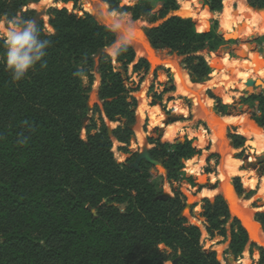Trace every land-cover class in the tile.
Wrapping results in <instances>:
<instances>
[{
	"label": "trees",
	"instance_id": "obj_1",
	"mask_svg": "<svg viewBox=\"0 0 264 264\" xmlns=\"http://www.w3.org/2000/svg\"><path fill=\"white\" fill-rule=\"evenodd\" d=\"M36 1L0 0V19L32 18L52 40L44 57L47 67L38 63L19 82L11 81L0 59V264H164L175 258L176 264H220L216 252L202 245L198 227L182 215L180 193L162 197L165 179L191 180L183 168L199 153L194 139L184 136L170 143L159 136L147 137L148 154L160 162L166 175L145 160L138 162L137 169L130 166L138 153L129 149L137 89L127 86L126 74L130 65L132 73H146L148 61L137 58L132 46L115 59L102 51L113 33L88 12L78 15L65 7H50L46 14L51 30H46L36 10L26 7ZM55 1H73L74 7L79 2ZM202 1L211 12L222 9V0ZM109 2L144 22L142 32L154 49L176 53L182 69L197 82L208 79L212 70L202 53L215 52L224 42L215 25L201 31L191 17L167 16L178 9L176 0ZM246 2L252 9L264 10V0ZM256 11L264 19V13ZM245 23L264 31L259 18ZM2 53L0 48V57ZM95 63L102 104L93 106L96 118L91 116L84 126L83 139L80 131ZM160 85L151 104L175 90L169 75ZM208 95L215 100L214 110L224 115L227 106ZM242 100L255 103L251 122L264 135V88ZM107 122L118 124L109 130ZM228 138L234 148L246 141L236 132ZM113 140L120 144L119 151L130 154L123 162L114 158ZM232 185L238 199L252 196L237 176L232 177ZM201 201L207 232L225 236L230 219L225 200L215 195ZM255 218L264 231V210L257 211ZM247 245L246 230L232 218L229 253L238 258ZM252 248L259 252L257 264H264V249L255 243L249 245Z\"/></svg>",
	"mask_w": 264,
	"mask_h": 264
},
{
	"label": "rangeland",
	"instance_id": "obj_2",
	"mask_svg": "<svg viewBox=\"0 0 264 264\" xmlns=\"http://www.w3.org/2000/svg\"><path fill=\"white\" fill-rule=\"evenodd\" d=\"M42 1L44 0L28 2L26 4V7L37 10V8L35 7L36 4L44 6L43 11L39 12V19L43 22V25L46 30H51L48 25V15L46 14L48 8L65 7L67 10L73 11L78 15H82L83 12H88L93 15L92 11L86 7H93V5L96 3V0H83L86 3H83L79 0V2L74 7L73 1H68L65 3L61 1L48 0V3L45 5L42 4ZM135 1L137 0H121V4L128 5L134 3ZM187 1H189L190 12L188 11L189 15H185L182 17H191L195 22L196 29L201 31L207 30L209 29V27L215 25L217 27L218 33H221L222 38L224 39L223 44L219 46L215 52L202 53L209 65L214 67L211 68L212 71L209 74L208 79L203 82H200V85L203 86L201 89L204 96H202L206 99L208 98V103L205 106L206 111L203 112H208L207 106H212L214 108L216 104L214 99H209L208 94L211 93L213 96L219 98L222 104H225L227 106L224 115L217 113L215 110L213 112V114L217 116V118L227 121L223 124L222 127L223 137L229 143V133L239 132L245 136L244 138L246 141L242 147L234 148L232 147V145H228L229 148H231V158H233L237 162V164L235 172L232 174H228L229 177L228 175L227 177L229 179L228 182H231L230 185L232 189V177L237 176L242 186L246 190L251 191L252 196L249 199H238L237 196L236 198L240 201H246L247 207L248 205L251 206V213H253L255 216V213L257 211L264 210V135H262L258 131L255 125L254 129L249 128L246 122H254L250 117L252 114L256 113L255 103L253 101H244L242 99L246 98L249 94L253 92L263 89L264 78L253 74L249 76H236L235 74H232V80H227L226 84H224L220 76L224 74L222 72L224 68L226 70V73L229 74L227 70H229L230 68L229 61L231 59H233L234 63H236L237 59H241L248 60V64L252 62L264 64V31L254 30L252 26H250V24L248 25L245 23V18L247 16V21L250 20L249 15L240 11V4L237 0H232V3L230 4V8L233 15L230 21L228 22V26L225 29L221 27L220 20L221 13L223 10V3L221 11L211 12L209 11L206 5H201L202 0H176L178 4V9L176 11H169L167 13V16L172 14L178 15L177 12L181 14L182 6ZM243 1L246 3L245 0ZM254 9L264 13V10L262 9ZM190 13L193 15H191ZM200 13H206L207 15L203 16L200 20H198V16ZM261 16L262 15H259L255 19L259 18V20L264 21ZM3 18L4 17H2L0 20H3ZM255 19L250 21V23L255 21ZM135 22L137 26V30L135 33L141 34L144 22L140 20H137ZM230 24L232 25L231 29L229 28ZM2 30L3 26L0 25V31ZM107 48L108 47L104 48V52L109 54ZM153 51L161 58H163V60H165V58L172 59L173 63L176 62L179 65L180 69L183 71V74H186V71L182 69V66L180 64L181 57H174L173 53H170L168 50L154 49ZM136 57L139 58L142 56H138L136 54ZM223 58L227 60L224 61ZM145 59L150 65V68L146 73H132L130 65L128 66L126 74L128 78L127 86H132L133 88L137 89L134 92V95L137 99V107L135 111L136 123L132 126V128L135 129V131L140 132L139 121L141 120V127L144 132L148 133L147 135L149 137L152 135V124H150V120L155 125H157L159 129H163L164 126L171 122V119L176 120L174 122H177L178 120H191L190 124L184 125V127H182L181 129L180 124H176L178 126L170 134H168L166 128L165 137H171L174 132H176L177 134L171 141L166 140V138L164 137L161 139V141L172 143L186 136L188 139H194L193 144L199 150V153L197 155L193 156L187 162H184L183 171L186 176L191 177V180L189 181L186 179H182L179 181H168L165 179L163 181L162 186V197H172L174 191H178L180 193L184 205L181 212L182 215H184L191 224L198 227L201 234L200 240L202 242V245L204 246V248H212L216 252V256L220 264H257V261L259 259V252L256 248L249 249V243L244 248L240 257L234 258L229 253V229L231 219L233 218L231 215L230 219L225 224V236H220L216 233L211 236L207 232L204 219L200 215L202 205L201 200L205 197L208 199H213L215 195H220L223 198L222 194L218 192V183L219 181H221L219 177V166L222 162L221 153L217 147V149H215V145L211 139V130L204 119L205 116L203 117L199 115L196 106L193 105V103H190L188 97L176 93V83L173 80V76L170 70L162 63H158L156 64V66L155 64L153 65L152 63H150L147 58ZM236 65H240L247 68V66H245L242 62H240L239 64L236 63ZM91 73L93 77L92 83L88 91V111L86 117L83 120V128L80 131V136L83 139L86 137L84 126L87 124L91 116L96 118V114L93 115L92 113L93 106L97 105L99 108H101L102 104V101L98 98V87L100 83V78L97 72L96 63ZM168 75L173 81L175 92L171 94H164L162 96L161 101L156 102V107L150 110L148 106L152 101L153 92L159 93L161 91L162 86L160 84L168 80ZM185 76L186 79L191 82L187 74ZM220 79L221 81L219 82ZM247 81L248 83H246ZM83 83L87 85L86 77H83ZM168 97H172L170 102H168L167 100ZM189 105L191 106L189 107ZM147 109H149L150 111V119L144 118V113ZM221 116L229 117L221 118ZM240 116H243L244 119ZM117 124V122H107L109 130L113 129L115 126H117ZM201 125H204V127L206 126L205 133L199 128ZM138 137L140 139V135H138ZM258 137H260L261 139L259 145L260 148H257ZM135 141L136 140L133 137L130 141L129 149L133 151H138L137 155L145 151H147L148 153V149L150 148V146L146 143L145 140L142 139L140 141V145H137L136 147L133 145ZM119 145L120 144L118 142L113 140L112 151L116 161L123 162L127 157L130 156V154L122 153L121 151H119ZM159 171L162 172L163 175H166V170L164 168L161 167ZM250 181H254L253 187L249 186ZM253 203L255 207H253ZM255 245L259 246L258 244ZM161 248L163 247L161 246ZM177 260L178 258H175L172 261L168 260L164 264H176L174 262H177Z\"/></svg>",
	"mask_w": 264,
	"mask_h": 264
},
{
	"label": "bare ground",
	"instance_id": "obj_3",
	"mask_svg": "<svg viewBox=\"0 0 264 264\" xmlns=\"http://www.w3.org/2000/svg\"><path fill=\"white\" fill-rule=\"evenodd\" d=\"M237 1L240 4V11L242 13H247L249 15L250 21L254 20L257 16L261 15L258 11L249 7L243 0H237ZM47 3H48V0L42 1V4H44V5ZM222 3H223V10L221 13V19L220 20H221V27L223 29H225L228 26V22L230 21V19L232 18V15H233L231 8H230V4L232 3V0H223ZM41 6H43V5H41ZM35 7L37 9H39L40 4H36ZM86 8H88L89 10L92 9V7H90V6H87ZM189 8H190L189 1H187L182 6L181 14H179V12H177L178 15H180V16L189 15L188 14V11L190 12ZM234 14H236V13H234ZM191 15H193V14H191ZM205 15H207V14L206 13H200L198 16L199 17L198 20H200ZM247 18H248V16L245 18L246 21H247ZM132 46L135 50V53L138 56H142L144 58H147L153 65L158 64V63H162L164 66H166L170 70V72L172 73L173 80L176 83V86H177L176 93L179 95H184V96L188 97L189 99L192 100V103H193V105L196 106V108H201L202 111H206L205 106L207 105L208 101L205 97H203L204 95H203L202 89H201L203 86L200 84H197L195 86L193 83L189 82L186 79V76H185L186 74H183V71L180 69L179 65L176 62L173 63L172 59H166V58H165V60H163V58H161L159 55L154 53V51L151 48H149L146 40L144 39V36L142 37L141 34L135 33V43ZM223 60L226 61L227 59H223ZM219 61H222V60H219ZM240 62H242L245 66H247V68L240 66V65L239 66L236 65V63L239 64ZM236 63L233 62V59H231L229 61L230 68H229V70H227L229 72V74L226 73L225 68L222 70V72L224 74L221 75L220 77H221L224 84H226L227 80H232V78H231L232 74H235L236 76H240V75L249 76V75L253 74V75L264 78V68H263L264 64L257 63V62L256 63L252 62V63L248 64V60H241V59H237ZM221 79L219 80V82L221 81ZM182 84H184L188 87H194L195 86L197 89H199L198 95L196 96V95L186 91L184 89V87L182 86ZM195 106H193V107H195ZM207 108H208V106H207ZM204 119L207 122V124L211 130V135H212L211 139L215 145V149H217L216 145H218V150L220 151L221 156H222V162L220 161L221 164L219 166V170H221L219 172V175H220L219 177H220L221 181H224V183L226 185V187L224 188V196L226 197V199L227 198L237 199L236 195L233 192V189L231 188V185L228 182V180H229L228 174H232L235 172L237 162L233 158H231V148H229V146H228L229 144H228L227 140L222 135L223 124L226 123L227 121L223 120V119H219L213 113H209V112H206V116ZM246 123L248 124L249 128H251V129L255 128L254 124H252L251 122H246ZM167 131H168V134H170L173 131V128L169 126V127H167ZM257 139H258L257 148H260L259 145H260L261 139H260V137H258ZM227 175H228V177H227ZM253 185H254V181H250L249 186L253 187ZM239 207H240L241 211H243L244 214L246 215L242 221L243 226L247 229V231L250 234H252L253 239L255 240V242L257 244L264 246V236H263L264 233H262L259 230L256 223L252 222L251 211L247 210V202L246 201H240Z\"/></svg>",
	"mask_w": 264,
	"mask_h": 264
},
{
	"label": "clouds",
	"instance_id": "obj_4",
	"mask_svg": "<svg viewBox=\"0 0 264 264\" xmlns=\"http://www.w3.org/2000/svg\"><path fill=\"white\" fill-rule=\"evenodd\" d=\"M91 11L97 22L113 33L114 38L107 48L113 59L135 43L136 22L126 12L113 7L109 0H96ZM0 25L3 26L0 31V48L3 49L0 59L13 83L24 79L38 63L41 68L47 67L44 57L52 40L42 34L34 19L23 16L4 17Z\"/></svg>",
	"mask_w": 264,
	"mask_h": 264
},
{
	"label": "water",
	"instance_id": "obj_5",
	"mask_svg": "<svg viewBox=\"0 0 264 264\" xmlns=\"http://www.w3.org/2000/svg\"><path fill=\"white\" fill-rule=\"evenodd\" d=\"M80 1L84 3L83 0H80ZM201 5H202V6L204 5V4H203V1H201ZM41 11H43V6L40 5L39 9H37L36 12L39 14V12H41ZM141 34H142V32H141ZM220 34H221V33H220ZM142 35L144 36V34H142ZM144 38H145V40H146V42H147L149 48H151L152 50H154V48L151 46V44H150V42L148 41V39H147L145 36H144ZM102 51H104V49H102ZM241 54H242V53H241ZM173 55H174V57H175V56H178L176 53H173ZM263 59H264V55H263ZM150 63H151V62H150ZM155 65H156V64H155ZM156 66H157V65H156ZM209 67H210V68H214V67L211 66V65H209ZM186 74H187L189 80H190L195 86H196L197 84H201V83H198L194 78H192V77L190 76L189 73L186 72ZM246 83H248V81H247ZM182 86H183L184 89H185L186 91H188L189 93H192V94H194V95H196V96L198 95V92H199L198 90H199V89H197L195 86H194V87H188V86H186V85H184V84H182ZM189 101L192 103V100H191V99H189ZM207 109H208V112H209V113H213V109H214V108H213L212 106L208 107ZM197 111H198V113H199L200 116H203V117L206 116V113L203 112V111L201 110V108H197ZM228 144L231 146V142H230V141H229ZM216 147L218 148V145H216ZM140 160H145L146 162H148V163H150V164L156 166L158 169L161 168V164H160V162H158V161L152 159V158L150 157V155L147 153V151L142 152V153H139V154L137 155V157L135 158L134 162H132V163L130 164V166L133 167V168H135V169H137V168H138V162H139ZM220 171H221V170H220ZM229 184H231V182H229ZM225 187H226V185H225L224 181H219V183H218V192L222 194V196H223V198H224V200H225V202H226V205H227V207H228V211H229L230 215H231L233 218H237L238 221L241 223L242 227L246 230V232H247V236H248V243H249V244H252V243H255V244H256L255 240L253 239L252 234H250V233L247 231V229H246V228L243 226V224H242V221H243V219H244V217H245L246 215L244 214L243 211H241V209H240V207H239V202H240V200H238V199H233V198H227V199H226V197L224 196V188H225ZM247 210H250V211H251V206H250V205H248ZM251 220H252V222L256 223L257 226H258V228H259V230H260L262 233H264V231H263V229H262L260 223L256 220V218H255V216H254L253 213H251ZM259 246L262 247V248L264 249V246H262V245H259ZM174 263H176V261H175Z\"/></svg>",
	"mask_w": 264,
	"mask_h": 264
},
{
	"label": "crops",
	"instance_id": "obj_6",
	"mask_svg": "<svg viewBox=\"0 0 264 264\" xmlns=\"http://www.w3.org/2000/svg\"><path fill=\"white\" fill-rule=\"evenodd\" d=\"M246 1V0H245ZM247 3V2H246ZM176 90H177V86H176ZM173 92H175V90L174 91H172V92H168L169 94H171V93H173ZM208 99V98H207ZM210 99V98H209ZM168 100V99H167ZM161 101V100H160ZM171 100H168V102H170ZM167 102V101H166ZM191 103V102H190ZM160 104V103H159ZM156 107V103L155 104H151L150 103V105L148 106V108L151 110V109H153V108H155ZM162 107H164V106H162ZM149 109H147L146 111H145V113H144V118L146 119V118H149L150 119V111H149ZM213 112H214V109H213ZM226 117H229V116H221V118H226ZM171 122H169L166 126H164L163 127V129H159L158 127H157V125H155L151 120H150V124H152V126H151V128H152V135L151 136H159L160 137V140L164 137V138H166V140H172V139H174V137L176 136V132H174L173 133V135L171 136V137H165V131H166V128L167 127H169V126H171L172 128H173V130L178 126V125H176V124H180V129L182 128V127H184V125H186V124H190L191 123V120H178L177 122H174V121H176V120H173V119H171L170 120ZM135 123H136V121H135ZM230 124V123H229ZM142 121L140 120L139 121V127H140V132H137V131H135V129H133L132 128V130H133V132H134V139L136 140L135 142H134V146L136 147L137 145L139 146L140 145V141L143 139V140H145L146 141V143L148 144V142H147V137H148V133L147 132H144L143 131V129H142ZM188 130V129H187ZM154 131H156V134L154 133ZM238 134H241V133H239L238 132ZM138 135H140V139H139V137H138ZM242 135V134H241ZM244 136V135H243ZM245 137V136H244ZM149 145V144H148ZM150 146V145H149Z\"/></svg>",
	"mask_w": 264,
	"mask_h": 264
},
{
	"label": "built area",
	"instance_id": "obj_7",
	"mask_svg": "<svg viewBox=\"0 0 264 264\" xmlns=\"http://www.w3.org/2000/svg\"><path fill=\"white\" fill-rule=\"evenodd\" d=\"M199 128H200L204 133L206 132V126L204 127V125H201Z\"/></svg>",
	"mask_w": 264,
	"mask_h": 264
}]
</instances>
